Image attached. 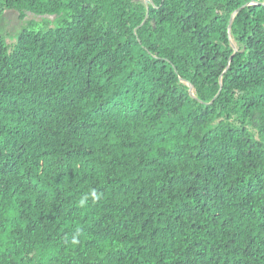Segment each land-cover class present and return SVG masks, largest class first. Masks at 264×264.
Instances as JSON below:
<instances>
[{"label": "trees", "instance_id": "obj_1", "mask_svg": "<svg viewBox=\"0 0 264 264\" xmlns=\"http://www.w3.org/2000/svg\"><path fill=\"white\" fill-rule=\"evenodd\" d=\"M9 10L0 264H264V0Z\"/></svg>", "mask_w": 264, "mask_h": 264}, {"label": "rangeland", "instance_id": "obj_2", "mask_svg": "<svg viewBox=\"0 0 264 264\" xmlns=\"http://www.w3.org/2000/svg\"><path fill=\"white\" fill-rule=\"evenodd\" d=\"M52 17L44 15H35L32 13H27L24 17L18 15L17 12L9 10L5 11L0 18V32L6 38L7 41L11 40L16 34L20 32L23 28L37 29L42 26L44 22H51ZM33 22V23H32ZM31 23V25H29Z\"/></svg>", "mask_w": 264, "mask_h": 264}]
</instances>
